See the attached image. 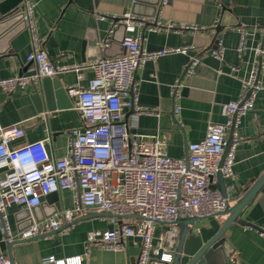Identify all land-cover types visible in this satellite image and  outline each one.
Instances as JSON below:
<instances>
[{"label": "crops", "instance_id": "1", "mask_svg": "<svg viewBox=\"0 0 264 264\" xmlns=\"http://www.w3.org/2000/svg\"><path fill=\"white\" fill-rule=\"evenodd\" d=\"M34 33L38 39V48L59 64H86L102 56H115L124 51L120 38L121 27L110 36L108 47H100L98 42L106 36L111 19H97L96 14L121 15L133 12L140 16L156 17L162 22L188 23L205 26L204 30H142V46L149 50L166 47L193 45L188 54L167 53L149 60L134 72V84L130 94L137 97L136 104L157 113L142 112L137 116L136 126L131 133L144 137L159 135L165 140V151L172 158H185L187 145L204 137L209 122H223L220 112L221 103L238 99L242 91V80L247 77L252 64L251 46L259 41L264 43V0H161L154 7L140 0H34ZM154 13V15H150ZM3 23L0 25V78L18 75L27 64L26 55L32 47L28 27L18 28ZM246 33V49L237 51L240 37L239 29ZM220 40L223 47V59L211 54V50ZM195 55L199 61L192 75H184V68ZM264 66V48L262 52ZM236 70L231 72L230 67ZM77 73H62L60 83L64 90L78 81L86 85L93 72L88 67ZM262 86L254 99L253 107L239 118L237 132L243 138L235 148L233 165L234 177L224 178L225 194L229 206L244 193L264 170V74ZM175 84L176 96L171 89ZM38 82L24 88H16L6 93L0 88V124H18L24 134L9 142L10 147L44 139L51 155L60 157L65 153L68 130L80 125L74 100L68 107L56 106L51 110L39 111L32 99L33 88ZM68 96V95H67ZM70 97V96H68ZM179 106L175 114L173 108ZM132 110H125L126 114ZM230 136L229 132L226 139ZM2 172L0 171V177ZM217 175L210 179L209 186L217 188ZM264 185L254 200L245 207L241 218L264 229ZM70 191L59 195L60 206L70 204ZM29 212L21 205L8 207V219L13 232H18L47 217L55 208L54 202H43ZM98 210L89 208L74 218L84 214H93L71 224L67 230L50 235L18 242L10 247L14 262L21 264L42 263V258L53 255L56 259L81 255L82 264H134L140 247L138 237H128L121 251L103 249L98 243H86V232L91 229L113 228L119 223H133L134 218L117 219L96 216ZM219 222L224 215L215 217ZM207 219L201 221L206 222ZM199 222V223H201ZM40 235V234H38ZM226 251L213 255L208 261L199 264H264V232L248 225L232 223L224 233ZM162 237L165 247V224L157 223L153 233V243ZM2 234L0 232V241ZM168 248V247H167ZM7 257L6 251H1ZM151 264H158L152 257ZM156 259V260H155Z\"/></svg>", "mask_w": 264, "mask_h": 264}, {"label": "built area", "instance_id": "2", "mask_svg": "<svg viewBox=\"0 0 264 264\" xmlns=\"http://www.w3.org/2000/svg\"><path fill=\"white\" fill-rule=\"evenodd\" d=\"M167 0H161V5ZM23 19L31 34L33 49L27 53V68L18 75L0 78V88L6 93L16 88L38 82L43 77H54L67 71L81 75L79 70L88 67L93 75L86 85L78 81L68 85L66 93L74 100L80 125L68 130L69 140L65 153L60 157L51 155L44 139L10 147L9 142L24 134L18 124H0V232L5 240L25 239L49 231L58 230L76 215L93 208L117 215L134 214V222H122L113 228L86 232V243H98L103 249L121 251L128 237H138L140 247L134 264H149L152 257L171 261L172 253L162 243H153L157 223L167 222L176 216L211 217L226 209L229 198L218 189L210 187V179L218 172L224 178H233L236 145L243 139L237 132L239 118L252 109L254 99L262 86L264 74L263 41L251 46L254 55L248 75L242 80V91L236 100L221 103L223 122H209L204 137L187 145L185 158H172L165 151L163 136L143 135L130 132L136 126L137 116L155 113L136 104L137 97L130 94L134 84V72L146 61L155 60L167 53L188 54L193 45L166 47L149 51L142 46V30H204L205 26L172 21L162 22L156 17H145L133 12L121 15L97 13V19H111L106 36L98 42L108 46L115 28L123 26L121 44L124 51L115 56H102L86 64H59L51 60L43 49L38 48L34 33V0L20 3ZM237 51L246 49L243 29ZM224 47L220 40L211 54L223 59ZM199 59L190 56L184 75H192ZM231 72L236 70L230 67ZM172 95L176 96V87ZM125 110H132L126 114ZM173 112H179L175 105ZM231 143L222 164L219 165L226 135ZM70 191V204L49 216L33 221L15 234L11 230L7 209L21 205L27 210L38 206L42 198L51 192L61 195ZM66 225L62 230H67ZM264 232V231H263ZM262 232V233H263ZM83 256L75 255L56 259L53 255L42 258V263L82 264ZM0 264L11 262L0 252Z\"/></svg>", "mask_w": 264, "mask_h": 264}, {"label": "water", "instance_id": "3", "mask_svg": "<svg viewBox=\"0 0 264 264\" xmlns=\"http://www.w3.org/2000/svg\"><path fill=\"white\" fill-rule=\"evenodd\" d=\"M21 1L22 0H0V25L3 23L10 24L12 21H14V25H16L18 28H24L27 26L25 20L23 19L22 11L20 8ZM140 1L148 3L147 0ZM159 1L160 0H153V2L150 1V4L152 5V7H154L158 4ZM150 15H154V13H150ZM118 27H121L123 30V33L120 38L121 41L124 34V29L121 25ZM113 35L114 34H112L111 36L113 37ZM108 44H110V39L108 41ZM28 65L29 63L24 66L23 71L27 68ZM61 76V74H58L54 77H43L38 81V87L33 88L32 99L39 111L51 110L54 109L56 106H70L72 98L67 96L66 91L60 83ZM230 143L231 138L229 136L226 140V144L224 146L219 165L222 164L223 158L229 149ZM217 178L218 190L223 195H226L224 189L225 187L223 184V176L220 172L217 173ZM263 185L264 170L254 180V182L244 191V193L236 200L234 204L230 206L228 205L226 209L213 214L211 217L201 218L194 216H176L170 221L160 222L162 224H165V244L171 251L172 258L171 261H163L157 259L158 264H199L203 260L208 261L210 257L219 253H224L226 256H229V251H226L225 249L226 239L224 233L234 222L241 225H248L253 228H257L259 231L263 232L264 229H262L259 225L253 224L249 221H245L241 218L243 210L254 200ZM43 202L55 203V208L51 211L50 214L60 209V199L59 194L57 192H51L46 195L44 197ZM34 209L35 207L31 208L28 211L31 212ZM90 215L93 214L87 213L82 216L73 218L69 223L63 225V227L58 230L45 232L30 238H15L12 241L8 242L5 240L6 236H3L4 238L0 241V250L3 252L6 251L8 258L11 262H13L12 255L10 253L11 245L58 232L62 230L66 225L73 224L78 220L84 219ZM94 215L114 217L117 219L138 217L134 214L117 215L107 211H98L94 213ZM218 215L225 216L222 222H219L215 218ZM205 219H207L206 222H201ZM13 233L15 234L16 231ZM152 260L154 259H150L149 264H151Z\"/></svg>", "mask_w": 264, "mask_h": 264}]
</instances>
